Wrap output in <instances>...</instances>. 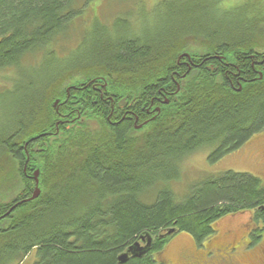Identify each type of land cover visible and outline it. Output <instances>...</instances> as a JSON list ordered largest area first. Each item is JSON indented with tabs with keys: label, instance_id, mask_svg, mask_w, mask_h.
<instances>
[{
	"label": "trees",
	"instance_id": "1",
	"mask_svg": "<svg viewBox=\"0 0 264 264\" xmlns=\"http://www.w3.org/2000/svg\"><path fill=\"white\" fill-rule=\"evenodd\" d=\"M92 1L0 0V71L25 74L0 130V155L12 161L0 186L16 175L20 192L6 203L29 197L27 160L40 190L5 221L0 264H21L31 252V264H160L155 255L173 233L200 242L218 219L247 210L256 240L264 231L259 177L207 174L180 196L174 184L185 156L210 148L214 162L264 130V0H160L151 32L133 34L115 19L111 36L97 31L79 56L56 58L57 42ZM38 57L42 67L27 74ZM91 79L104 85L102 97ZM147 235L144 253L119 263Z\"/></svg>",
	"mask_w": 264,
	"mask_h": 264
},
{
	"label": "rangeland",
	"instance_id": "2",
	"mask_svg": "<svg viewBox=\"0 0 264 264\" xmlns=\"http://www.w3.org/2000/svg\"><path fill=\"white\" fill-rule=\"evenodd\" d=\"M159 1L95 0L90 2L82 15L76 18L67 37L57 42L54 47L57 49L54 56L59 59L79 56L80 52L86 51L87 44L97 31H103L105 37L111 36L110 34L114 32L115 19L127 21L133 34L142 35L147 31L151 32L159 25V17L164 10L161 5H157ZM244 1L223 0L221 5L231 7ZM139 2L144 4V9L141 10ZM42 64L43 59L38 57L27 64L28 69H25V72L36 76L35 73H38ZM24 75L10 68L0 71V130L10 120L16 86L23 81ZM55 101L56 99L51 102V105L54 106ZM211 150L210 148L202 149L183 158L179 168L180 176L174 184L176 194L182 195L190 185L204 180L207 174L214 175L225 170L248 172L264 182V130L253 135L235 151L227 153L214 162L208 161ZM4 156L0 155V174H8L11 171V157L5 154ZM31 174L34 177L35 173ZM21 186L22 181L18 180L16 175L7 184H2L1 190L8 195L4 198L0 197V202H6L14 197L20 192ZM36 186L39 189L38 183L37 185L35 183L31 195ZM214 227L215 232L200 242H196L185 232L173 233L155 258L159 259L160 264H264V231L253 242L251 240L253 238L249 235L252 228L256 229L252 211H241L221 217L215 222ZM249 240L252 244L248 243ZM33 260L34 254L31 252L21 264H31Z\"/></svg>",
	"mask_w": 264,
	"mask_h": 264
},
{
	"label": "flooded vegetation",
	"instance_id": "3",
	"mask_svg": "<svg viewBox=\"0 0 264 264\" xmlns=\"http://www.w3.org/2000/svg\"><path fill=\"white\" fill-rule=\"evenodd\" d=\"M186 58H187V61L189 62V61H190V57H186ZM183 63H187V62H183ZM93 80H95V79H91V81H92V83H93L92 85H90L91 88L95 91V94L99 93V96L102 97L103 94H102V91L100 92V90H101V88L104 87V85H103V84L96 83V82H93ZM165 102H167V100H165L164 103H165ZM156 111H159V108L156 107ZM152 118H153V117H152ZM136 120H137V117H135V121H136ZM144 123H146V121H144L142 124H139V125H141V127H142V125H143ZM139 125H138V126H139ZM26 144H27V143H26ZM26 162H27V160H25V162H24V164H23V166H22L21 172L24 174V176L26 177V179L31 180V179H33L34 177H33L32 174H28L27 171H28V170L30 171L32 168H31V167H27ZM31 172H32V171H31ZM24 184H26V182H25ZM34 184H35V181H34ZM29 197H30V196H29ZM29 197L17 198L15 201H11L10 203H6V202H4V203H6V204H4V206H1V205H0V231L3 230V229H5V225H6V224H5V225H3V224L5 223L6 220H8V217L11 215L12 212H13L14 210H16V208H17L18 206H20L21 204L30 201V200L25 201V200L28 199ZM252 230H253V228L251 229V231H252ZM251 231H250V232H251ZM151 240H152V239H151ZM151 240H150L149 243H148V241L146 242V240H145L144 238H139V239L137 240V242H138V246H139V247H145V248L147 249V248L149 247V245L151 244ZM250 242H251V240L248 241V243H250ZM252 242H253V241H252ZM252 242H251L250 244H252Z\"/></svg>",
	"mask_w": 264,
	"mask_h": 264
},
{
	"label": "water",
	"instance_id": "4",
	"mask_svg": "<svg viewBox=\"0 0 264 264\" xmlns=\"http://www.w3.org/2000/svg\"><path fill=\"white\" fill-rule=\"evenodd\" d=\"M182 56L189 57L187 53H184V54L180 55V57H182ZM57 102H58V100H56L54 102V106H55V104H57ZM136 127L140 128L141 125L136 126ZM37 173H38V171L36 170L35 171V175H34L36 185H37ZM38 194H39V189L36 186L34 193L28 199H26L25 201L34 199L35 197L38 196ZM171 231H173V230H171ZM147 240H148V243H149L150 237L148 235H147ZM145 250H146L145 247H139L138 243L135 242L134 245L129 246L125 252H123L121 255H119L118 261H119V263H124L128 259L129 255L137 256V255H140V254L144 253Z\"/></svg>",
	"mask_w": 264,
	"mask_h": 264
}]
</instances>
